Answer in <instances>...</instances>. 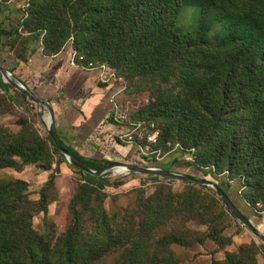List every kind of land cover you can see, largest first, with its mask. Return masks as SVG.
Wrapping results in <instances>:
<instances>
[{
  "label": "trees",
  "instance_id": "obj_1",
  "mask_svg": "<svg viewBox=\"0 0 264 264\" xmlns=\"http://www.w3.org/2000/svg\"><path fill=\"white\" fill-rule=\"evenodd\" d=\"M27 11L26 23L36 22L30 39L42 41L48 55L58 54L73 39L76 51L110 62L123 74L163 85L177 80L179 92H162L164 97L141 115L165 125L163 142L181 140L197 170L227 173L241 182L253 202L264 199V0H30ZM37 50L34 46L30 54ZM16 58L29 60L22 52ZM0 85L16 105L27 102L18 91L10 96L14 88L9 84ZM26 112L30 120L19 132L0 126V170L52 162L55 153L68 162L50 136L40 135L35 126L40 115ZM62 144L93 170L112 164ZM76 170L87 183L73 199L72 223L61 235L48 220L46 234L34 228L38 214H50L46 192L34 202L26 182L0 180V264H97L117 253H122L120 264H180L176 246L204 245L206 239L218 250L232 244L215 231L221 216L213 214L214 203H199L196 190L206 186L183 181L189 191L180 194L162 188L140 203L135 216L123 218L94 205L98 185L115 186L110 174L99 178ZM136 176L131 173L130 178ZM55 179L49 188L55 187ZM195 218L214 230L205 241L189 226ZM170 223L171 232H163ZM260 252L262 244L241 245L211 264H259Z\"/></svg>",
  "mask_w": 264,
  "mask_h": 264
},
{
  "label": "rangeland",
  "instance_id": "obj_2",
  "mask_svg": "<svg viewBox=\"0 0 264 264\" xmlns=\"http://www.w3.org/2000/svg\"><path fill=\"white\" fill-rule=\"evenodd\" d=\"M29 3L30 0H0V8L6 6V9L0 10V66L7 69L9 72L11 70L13 74L10 73L12 76H15H13L14 79L21 84L23 83L18 76V69H20L19 73L23 72L24 67H19L21 64L27 63L19 62L16 58L17 53L22 52L25 57L30 59L33 56L30 54L31 49L37 46V51L42 52L44 56L48 58H52L61 54L68 46H73L74 48V40L72 39L58 54L48 55L45 53L42 41L35 42L31 40L30 38L33 36L30 32L35 28L36 22L31 20L26 23L27 19L25 18L27 16L25 15H28L27 9ZM44 37L45 33L42 35L41 40H43ZM77 53L79 55V63L83 65L90 63H95L97 66L104 65L108 68V71L110 70V72L115 73L118 78L123 81L126 91L119 98L120 115L137 125L142 123L146 125L156 124L157 130L160 132V140L156 150L160 151L161 157H144L136 147L138 150V159L136 160L138 162L134 164L141 162V164H144L146 167L166 169L173 172L193 175L217 184L219 183L229 193L232 201L248 218L252 225L264 233V199L257 203L253 202L247 195V190L242 187L241 182L239 180L230 179L227 173L216 171L213 174L210 172L211 170H209V168L197 170L193 165V154L187 152L189 149L181 140L168 138V140H165L166 143L163 142L166 137L165 125L155 120L156 123L152 122L153 119L141 115L145 113L152 103L164 97L162 92L163 94L165 93L164 95L171 91L176 93L179 92L181 89L177 80L170 81L168 84L163 85L160 80L154 81L150 78L142 79L138 75H133V73L123 74L120 68H116L110 62L94 59L82 51L81 53L77 51ZM128 74L133 77L135 76V78H129ZM0 84H7L3 77L2 80H0ZM15 92V89H9L10 96L15 97ZM0 94L6 99L5 101H3V99L1 100L2 102L0 101V126L7 128L11 132H19L22 126L29 122L30 116L26 110L31 109L32 112L40 116H44L46 113L44 110L40 113L36 106L29 100H27L26 103L20 100L19 103L21 106L16 105L7 97L1 85ZM45 123L47 122L45 121ZM35 126L42 137L47 138V136H50L46 128H41L40 124H36ZM146 131L148 130H144L143 132L144 138L138 136L143 146L149 144ZM130 175L131 173L127 171L111 172L109 179L115 182V186L103 188L101 185H98L100 186L98 187V198H96L94 205L106 209L110 215L120 213L123 218L127 215L131 218L140 210L139 205L149 201V199L153 198L162 188H167L169 191L173 190L175 194L189 191L188 185L182 181L156 180L152 177L138 174L133 180L130 178ZM53 176L56 178L55 187L49 188ZM0 180H20L26 182L29 187L28 193H30V198L34 202H40L44 192L48 194L47 203L49 205L50 214L46 216L45 213L42 212L34 219L35 230L43 235L46 234L48 230L46 225L47 220L55 225L57 235L64 234L68 230L72 223V201L78 194L80 186L87 183L83 174L73 168L65 159L56 153L53 156L52 162L45 160L37 165H28L25 166L22 171L15 169L0 170ZM196 191L199 196V203H214L215 209L213 214L215 216H221L215 222V227H217L215 231H217L218 237L232 240V244L222 250H218L214 241L211 239H206L205 241L206 236L214 230L212 229L213 231H209L207 226L200 225L199 218H195L189 226L197 233V237L204 238L205 244H196L189 248L176 246V257L180 264H211L212 259L222 261L225 257V253L235 252L241 245L261 244L249 231L241 226L232 215H230L219 198L212 192L213 190L211 188L208 187V189H199ZM143 198L144 200L142 201ZM182 217L179 218V221H175L178 225L182 223ZM172 225L173 223H170L169 227L163 228V232L170 233V227ZM163 232H160V235ZM257 259L259 264H264V252H260ZM121 260L122 253H117L97 264H120Z\"/></svg>",
  "mask_w": 264,
  "mask_h": 264
},
{
  "label": "crops",
  "instance_id": "obj_3",
  "mask_svg": "<svg viewBox=\"0 0 264 264\" xmlns=\"http://www.w3.org/2000/svg\"><path fill=\"white\" fill-rule=\"evenodd\" d=\"M71 55L72 46L52 58L37 51L27 64L20 65L24 69L21 73L18 69V76L37 98L52 104L59 137L68 147L88 159L138 162L137 148L121 142L130 126L113 117L115 89L102 82L99 71L72 67ZM43 110L46 113L40 116V127L46 128L49 112Z\"/></svg>",
  "mask_w": 264,
  "mask_h": 264
},
{
  "label": "water",
  "instance_id": "obj_4",
  "mask_svg": "<svg viewBox=\"0 0 264 264\" xmlns=\"http://www.w3.org/2000/svg\"><path fill=\"white\" fill-rule=\"evenodd\" d=\"M0 74L7 84L12 86L16 91L25 95L27 97V100L33 103L40 113L43 111V109L48 110L49 119L48 123L46 124L48 135H50L58 150L66 157L70 165H72L76 169L82 170L85 173L99 178L104 177L111 172L125 169L127 172L142 176L159 177L163 179L178 180L182 182L186 181L193 184L209 187L218 195L222 204L229 210L230 214L238 221V223H240L241 226L249 231L251 235L254 236L262 245H264V235L260 232V230L252 225V223L246 218V216L240 211V209H238V207L232 202L228 195H226V193L212 181L202 179L193 175L169 171L166 169L152 168L146 167L144 165L128 164L123 162L112 163L100 171L91 169L86 163L69 152L62 144L57 129V116H55L52 104L37 98L25 85L16 81L12 74L2 66H0Z\"/></svg>",
  "mask_w": 264,
  "mask_h": 264
},
{
  "label": "built area",
  "instance_id": "obj_5",
  "mask_svg": "<svg viewBox=\"0 0 264 264\" xmlns=\"http://www.w3.org/2000/svg\"><path fill=\"white\" fill-rule=\"evenodd\" d=\"M79 55L77 51L72 46V55L70 64L72 67L82 68L84 70H97L101 73V80L108 86H113L115 89V94L111 99V105L114 108V119L120 124H126L130 126V132L126 135L121 137V142L124 144H128L134 147H137L141 153V155L148 158H160L161 153L159 150H156V147L159 144L160 140V132L157 130L156 124L146 125L145 123L142 124H134L129 120L125 119L122 115H120V106H119V98L120 96L126 91L125 85H123V81L118 78L115 73L108 71V68L104 65L97 66L95 63H90L87 65H83L79 63ZM79 63V64H78ZM144 128V129H143ZM144 130L148 134V141L149 144L143 146L139 141V137L144 138L143 132ZM149 132V133H148ZM140 142V143H139ZM154 148V149H153Z\"/></svg>",
  "mask_w": 264,
  "mask_h": 264
},
{
  "label": "bare ground",
  "instance_id": "obj_6",
  "mask_svg": "<svg viewBox=\"0 0 264 264\" xmlns=\"http://www.w3.org/2000/svg\"><path fill=\"white\" fill-rule=\"evenodd\" d=\"M119 172H126V170L125 169H120Z\"/></svg>",
  "mask_w": 264,
  "mask_h": 264
}]
</instances>
